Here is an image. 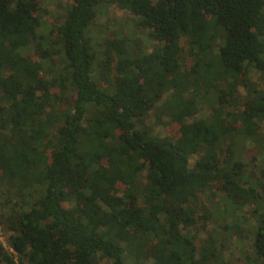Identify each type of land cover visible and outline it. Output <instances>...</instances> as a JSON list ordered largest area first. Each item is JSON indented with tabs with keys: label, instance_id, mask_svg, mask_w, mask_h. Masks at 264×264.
<instances>
[{
	"label": "trees",
	"instance_id": "1",
	"mask_svg": "<svg viewBox=\"0 0 264 264\" xmlns=\"http://www.w3.org/2000/svg\"><path fill=\"white\" fill-rule=\"evenodd\" d=\"M41 3L0 0V264H264V0Z\"/></svg>",
	"mask_w": 264,
	"mask_h": 264
},
{
	"label": "rangeland",
	"instance_id": "2",
	"mask_svg": "<svg viewBox=\"0 0 264 264\" xmlns=\"http://www.w3.org/2000/svg\"><path fill=\"white\" fill-rule=\"evenodd\" d=\"M71 1L72 0H41L42 2L41 6L45 11L43 14L44 23L42 24V27H41L42 32H44V30L48 28L51 24L57 25L58 23H60L61 21L60 14L62 13V6H64L65 4ZM97 25H100V26H98V28L95 30V33H98L97 35H95L96 40H101L103 38L109 37L112 35L113 32L116 34H127L128 37H134L133 35L134 33L135 36H137L136 34H138V36L142 37L139 34L140 32L137 31L139 30V28L137 27L135 28V26H133L132 16L130 15V13H128L127 11L123 9H120L115 4H110L107 7L106 11L101 16L98 17ZM143 47L150 49L151 41L147 38H144ZM249 79L254 84L260 85V81L258 80L257 73H254V72L251 73L249 75ZM242 91L244 93V90ZM202 107H203V110H200V113L203 114V113H206L209 105L203 104ZM261 127L262 129H261L260 134H263L264 125ZM174 129H175V126L171 125V127L168 128L167 131H172V130L174 131ZM160 132L163 134L164 130L161 129ZM243 144L245 148L248 147V142H244ZM263 160H264V153L258 154L254 165L248 163L247 173L251 174L250 175L251 182L255 185H257L260 182L264 183V173H261L260 171L261 166H259L263 164ZM244 161L246 162L245 159ZM258 190L262 191L260 187H258ZM223 208L224 207L222 205L219 206V211L214 212V218L217 215V213H221L220 210H222ZM250 208L251 206H247L246 209L243 210V212L246 211L247 209L249 210ZM249 222L252 224V221H249ZM212 226H214V224H212ZM209 227H210V224H209ZM7 235H8V232L5 233L4 231H2L0 240L5 245L7 244L6 242ZM230 240H231L230 242L231 247H229L223 254V257H224L223 259L225 261V264H244L245 255L243 252H240V250L244 249V247H246L247 245H250L249 238L245 240H241L237 234H233Z\"/></svg>",
	"mask_w": 264,
	"mask_h": 264
},
{
	"label": "built area",
	"instance_id": "3",
	"mask_svg": "<svg viewBox=\"0 0 264 264\" xmlns=\"http://www.w3.org/2000/svg\"><path fill=\"white\" fill-rule=\"evenodd\" d=\"M1 235H2V229H1V227H0V239H1ZM1 241V240H0ZM10 252H12V248L11 247H9V245H5L4 243H2Z\"/></svg>",
	"mask_w": 264,
	"mask_h": 264
}]
</instances>
